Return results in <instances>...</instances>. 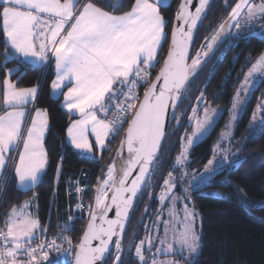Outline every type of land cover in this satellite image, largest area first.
I'll use <instances>...</instances> for the list:
<instances>
[{
  "label": "snow or ice",
  "instance_id": "obj_1",
  "mask_svg": "<svg viewBox=\"0 0 264 264\" xmlns=\"http://www.w3.org/2000/svg\"><path fill=\"white\" fill-rule=\"evenodd\" d=\"M208 2L198 0L193 10L194 0H181L176 13L179 23L174 26L168 55L155 81L145 88L141 100L136 89L148 84L150 69L165 39L166 21L160 8L166 4V0H133L129 10L120 14H116V11L123 7V0L108 4L112 11L98 6L93 0H84L83 3L80 0H0V31L6 44L24 58L32 57L37 61H47L50 51L56 69V79L51 84L54 91L60 90L65 81L72 82V87L63 95L64 107L69 112L75 110L81 116L67 129L75 149L92 153L95 146L102 155L107 139L118 136L123 125H128L121 147L117 150L120 159H114L107 166L103 179L98 178L94 205H89L90 220L80 242L73 245L71 239L65 238L69 250L75 248L74 264H109L106 254H110L109 245L113 243V237L122 235L134 198L143 195L149 173L159 166L157 153L165 135L168 110L176 107L179 95L187 90V82L200 63L197 58L188 65V52L193 30ZM245 8L249 20L257 14L264 17V0L260 4L239 0L232 8V19L240 16ZM199 55L197 53V57ZM262 66L264 55L252 70ZM161 82L162 86L158 87ZM4 86L5 111L0 114V172L12 159L9 155L11 151L22 144V150L17 153L18 159L12 167L20 187L31 189L39 182L48 163L43 147L48 128L46 110H36L37 118H33L30 125L25 127L24 117L27 113L24 106L34 102L38 88L17 89L8 80L4 81ZM210 112L217 116L221 114L217 110L205 109V119L198 122L197 131L208 123ZM109 113L112 118H108ZM130 113L132 118L129 120L127 117ZM89 135L95 137L94 144L89 140ZM192 143L193 140L189 138L176 158L177 165L186 159ZM125 147L128 153L126 158L122 156ZM208 163L212 164L213 161ZM168 176L164 180L165 191L159 197L161 203L169 198L174 201L179 199L171 195L175 181L171 172ZM75 190L77 193L83 191L80 187ZM76 207L80 209L83 205L77 204ZM113 208L115 219H108ZM183 211L184 219L179 231L174 232V243L179 244L181 253L183 250L195 253L199 241L195 228L196 213L189 210L187 205ZM176 214L174 207L170 209V217L174 218ZM74 223L75 218L70 216L64 230H70ZM164 223L167 225L168 221ZM38 224V220L21 216L16 208L12 209L6 221L7 230H0V239L5 244L0 251V264H25L23 259H17L18 256H26L27 264H35L37 253H42L40 264H43L48 260V248L59 250L62 247L55 240L45 241L36 247H25L35 239L33 232ZM94 241H98V244L94 245ZM114 243L117 253L115 264H124L120 255V239ZM145 243L150 250L151 238L141 240L135 249L142 264H147L142 254ZM167 251H175L173 243L168 244ZM152 264H157V261L153 259ZM168 264L179 262L169 261Z\"/></svg>",
  "mask_w": 264,
  "mask_h": 264
},
{
  "label": "trees",
  "instance_id": "obj_2",
  "mask_svg": "<svg viewBox=\"0 0 264 264\" xmlns=\"http://www.w3.org/2000/svg\"><path fill=\"white\" fill-rule=\"evenodd\" d=\"M237 1H210L195 31L189 61L206 46ZM93 2L112 11L108 4H115L117 0ZM132 2L133 0H123V7L116 11V14L128 11ZM178 2L179 0H171L169 4L160 8L161 15L166 21L165 39L158 50L156 62L150 69L151 78L148 84L164 59ZM261 54H264L263 39L252 35L243 38L230 36L187 84V90L183 91L178 101L158 152L159 166L151 171L143 195L138 196L127 228L120 239L124 264H142L135 249L141 240H145L149 222L158 211L161 185L167 174L174 171V160L181 150L182 131L190 128L189 117L194 112L199 115L207 107L224 109L222 120L190 147L187 166L196 168L205 164L211 157L213 143L223 128L232 95L245 71ZM51 63L50 60L48 68L44 71L43 66L21 60L10 50L0 31V102L3 79L9 69L15 68L9 75L15 87L19 89L38 87L33 107L46 110L48 121V130L43 141L48 163L37 185L26 190L17 188L11 169L12 159L3 170L0 177V227L6 225L12 208L35 196L39 234H65L73 245H76L90 220L89 205H94L98 178L103 179L128 125H123L118 136H110L107 139V146L102 155L95 147L92 156L75 151L66 141L67 127L75 116L61 107V96L53 97L50 93V85L54 78ZM148 84L136 89L140 97ZM257 92V89L252 92L246 112L236 127L235 136H241L247 127L251 111L257 103ZM127 118L130 120L132 114L130 113ZM178 118L179 123L175 126ZM9 155L13 156L12 153ZM238 155L237 163L214 171L217 175H214L212 180L185 193L188 203L198 208L200 212V247L190 264H264V125L244 140ZM81 173L84 174L83 180H79ZM76 183L85 186L79 194L80 200L85 204V211L74 209L77 199L76 194L71 191ZM174 190L178 192L181 190L177 179ZM146 206L148 208L144 210ZM70 216L75 218V223L70 230L65 231L61 221ZM35 240L36 238L32 241ZM114 249L115 245L108 255L109 264H114ZM143 252L148 254L150 250L146 251L143 246ZM73 253L74 247L72 256ZM71 260L65 264H71ZM53 262L61 264L60 257L50 255L43 264ZM35 264H40L39 258Z\"/></svg>",
  "mask_w": 264,
  "mask_h": 264
},
{
  "label": "rangeland",
  "instance_id": "obj_3",
  "mask_svg": "<svg viewBox=\"0 0 264 264\" xmlns=\"http://www.w3.org/2000/svg\"><path fill=\"white\" fill-rule=\"evenodd\" d=\"M245 15V14H244ZM244 15L240 19L239 23L233 29L232 35L240 32L239 26L241 21H243ZM207 46V45H206ZM206 46L200 52V55L206 50ZM264 54L258 56L249 68L243 74L238 88L232 95L231 103L227 109V117L223 123V128L219 131L214 143H213V151L212 155L209 160L196 168H189L187 166L188 160V152L190 147H188V151L186 154V159L183 160V163L177 165L176 158L181 154L183 148L188 143V139L191 138L193 143L201 139L208 131H211L213 127L222 120V115L224 109L221 107L211 108L207 107L206 109L209 110H217L221 114L219 116L215 115V113L210 112L209 114V121L207 124L204 125L200 131H197L198 122L203 121L205 119V110L197 115L195 112L189 117L188 123L190 124V128L188 130L182 131V136L180 138V146L181 150L179 154L176 156L173 164V172L172 177L178 180L180 185V192L173 191L171 194L172 196L178 197L175 201L169 198L166 204L157 211L154 215V223H153V230L151 235L152 245L150 248V253L146 254L142 250V254L147 261V264H152L153 259L157 261V264H168L169 261H178L179 264H190L194 261L195 256L198 254L199 247H200V212L198 208L194 207L192 204L188 203V200L185 199V193L190 191L191 189L200 186L210 180L211 175L216 170H221L224 166L227 168L230 167L233 163L238 162L239 157V148L240 145L244 142V140L252 133L255 132L257 128L264 125V66L258 67L257 70L253 71V65L256 64L257 60ZM257 89L258 92V99L257 103L254 106L253 110L251 111L247 127H245L244 131L242 132L241 136H235V130L238 125V122L244 116L246 112L247 103L249 98L251 97L252 92ZM237 93L239 95L237 96ZM234 98L236 100V107L233 108V101ZM31 112L26 120V124L28 120H30ZM235 117V118H233ZM180 120V119H179ZM26 127V125H25ZM227 134V135H225ZM192 143V144H193ZM20 147H17L15 151L12 153V161L11 167L15 162L17 153L20 150ZM213 161L212 164H209V161ZM169 174V173H168ZM165 177L164 180L168 179L169 176ZM166 186L164 185V181L161 185V191L158 195L159 197L164 193ZM69 193L71 194L70 190ZM160 204V200H159ZM187 205L189 210H194L196 213L195 218V228L196 233L199 236L198 241V248L195 253H190L187 250H183L181 253L180 246L178 243H174V232H178L181 227V222L184 219V208ZM77 204L74 205V209H77ZM175 208L176 216L170 217L169 211L172 208ZM29 209L28 204L25 206L23 212H27ZM158 209V208H157ZM21 214L22 212L17 211ZM30 217V216H29ZM20 217H17L19 219ZM30 219H33L30 217ZM9 220V218H8ZM69 218L64 220L61 225L64 226L68 223ZM165 221H168V224L165 225ZM7 230V229H6ZM167 232V235L165 233ZM164 241L162 244L161 241ZM169 243H173V247L175 249L174 252L167 251V247ZM140 244V243H139ZM138 244V245H139ZM122 248V247H121ZM160 249V251H157ZM114 255L116 256V248L114 249ZM138 258V257H137Z\"/></svg>",
  "mask_w": 264,
  "mask_h": 264
},
{
  "label": "crops",
  "instance_id": "obj_4",
  "mask_svg": "<svg viewBox=\"0 0 264 264\" xmlns=\"http://www.w3.org/2000/svg\"><path fill=\"white\" fill-rule=\"evenodd\" d=\"M170 1H171V0H166V4H165V5L169 4ZM61 2H63V0H61ZM83 2H84V0H81V1H80V3H83ZM165 5H164V6H165ZM77 7H79V5H77ZM4 38H5V37H4ZM37 44H38V42H37ZM8 46H9V45H8ZM9 48H10V46H9ZM10 50H11V51H12L17 57H19L21 60H23V61H25V62H28V63H31V64H33V65L44 66L45 63L47 62V61H37L35 58H32V57L26 59V58H24L23 56H21V55H19L18 53H16L13 49L10 48ZM48 57H49L48 59H50L51 62H52L51 64H52V68H53V71H54V78H53V80H55V79H56L55 60H54V58L52 57V54H51L50 51H49V53H48ZM10 70H11V71H10ZM14 71H15V68H11V69H9V70H8V74H7V76H5V78L3 79V82H2V100H1V102H0V114H3V112L5 111V106H4V104H3V94H4V91H5L4 81H5V80H8V81H10V82L14 85V81L9 77V75H10L11 73H13ZM51 84H52V82H51ZM32 87H37V86H32ZM32 87H26V88H32ZM69 87H72V82H70V81H65V82H64V85L61 87V89H60V90H56V91H54V90L52 89L51 85H50V93H51V95H52L53 97H59V96H61V97H62V98H61V107H62L65 111H67L69 114L75 116V118L69 123L68 127L70 126V124H71L74 120H79V119H81V116H80V114H79L78 112H76L75 110L69 112L68 109H67L66 107H64V105H65V99H64V95H63V93H66ZM37 88H38V87H37ZM17 89H19V88H17ZM20 89H21V88H20ZM36 95H37V94H36ZM24 110H25L26 113H27V115L24 117V122H25V125H26V127H27V126L30 125L31 120H32L33 118H37V117H36V110H44V109H42V108H34V107H33V102H30V103H28L27 105L24 106ZM30 112H31V117H30V120H28V123L26 124V120H27V118H28ZM46 115H47V113H46ZM98 115H101V116H102V114H100V113H98ZM68 127H67V129H68ZM47 130H48V128H47ZM47 130H46V132H45V136H46ZM45 136H44V138H45ZM89 140H90L91 142H93V144H94V142H95V137L92 136V135H89ZM43 141H44V139H43ZM66 141H67V143H68V144H69V145H70L75 151H77V152H79V153H81V154H85V155L92 156L93 153H94V149H93V152H92V153L82 152V151H80V150H78V149H75L74 146H73V145L71 144V142H70V139H69V137H68L67 130H66ZM43 147H44V146H43ZM94 147H95V146H94ZM15 149H16V148H14V149L11 151V153H13V152L15 151ZM21 150H22V144H21V147H20V150H19V151H21ZM96 150L99 151L98 149H96ZM11 153H10V154H11ZM17 159H18V156H16L15 161H16ZM11 169H12L13 176H14V178H15V180H16V186H17V188L20 189V190H26V189H28V188H21V187H20V185H19V181H18V178L16 177V174H15V171H14V168L11 167ZM2 173H3V171L0 172V177H1ZM42 175H43V173L41 174V176H42ZM57 175H58V170H57ZM40 178H41V177H40ZM27 204H28V206H29V209H28L27 212H23V210H24V208H25V206H26ZM14 208H16L17 211L22 212V216H27L29 219H30V217H31V218L37 220V217H36V214H35V208H36V198H35V196H32V197L26 199L22 204H20V205H18V206H15ZM12 209H13V208H12ZM11 214H12V210L10 211L9 217L11 216ZM29 216H30V217H29ZM9 217H8V218H9ZM7 221H8V220H7ZM63 221H64V220H62L61 223H62ZM5 226H6V225H5ZM33 235H34L35 238L38 237V235H39V224H38V227H37L36 229H34ZM33 240H34V239H33ZM53 264H56V263L53 262Z\"/></svg>",
  "mask_w": 264,
  "mask_h": 264
},
{
  "label": "water",
  "instance_id": "obj_5",
  "mask_svg": "<svg viewBox=\"0 0 264 264\" xmlns=\"http://www.w3.org/2000/svg\"><path fill=\"white\" fill-rule=\"evenodd\" d=\"M210 1H211V0H209L208 4L210 3ZM250 1H251V0H250ZM238 2H239V0H238L236 3H238ZM180 4H181V0H179L178 4H177V6H176L175 12H174V16H173V20H172V24H171V29H170V35H169L168 46H167V49H166V53H165L164 59L167 57V55H168V51H169V48H170V46H171L172 32H173V30H174V26L177 25V24L179 23V22L177 21V19H176V13H177V11H178V9H179ZM196 4H198V0H194V3H193V5H192L193 10H194V7L196 6ZM208 4H207V5H208ZM207 5L205 6V9H206ZM235 5H236V4H235ZM235 5H234V7H235ZM244 10H245V9H244ZM244 10H243V11H244ZM204 11H205V10H204ZM243 11L241 12V14L243 13ZM202 14H203V13H202ZM241 14H240V16H241ZM240 16H238L236 19H232V10H231V12H230V14L228 15V17H227V18H226V19L220 24V26L218 27L216 33H215L212 37H214V36L218 33L219 29L221 28V25H223V33H222V36H221L220 40H219L218 43L216 44V47H215L213 53H214L215 50H216V49L222 44V42L227 38V36L230 34V32H231L232 29L234 28V26H235V24L237 23V21H238V19H239ZM201 17H202V16H201ZM199 22H200V21H198L197 26H198ZM196 29H197V27L193 30V37H194V34H195ZM178 35H179V34H178ZM212 37H211V38H212ZM211 38H210V39H211ZM210 39H209V40H210ZM209 40H208V42H209ZM192 41H193V39H192ZM192 41H191V43H190L189 52H188V60H187V64H188V65H190V63L192 62V60L195 59V58L197 57V54H195L194 57L192 58V60L189 61L190 53H191V47H192ZM208 42H207V43H208ZM206 45H207V44H206ZM201 51H202V50H201ZM201 51H199L198 53L200 54ZM213 53H212V54H213ZM212 54H211V55H212ZM209 58H210V57H209ZM209 58H208V59H209ZM164 59H163L161 65L159 66L158 70L156 71L155 75L153 76L152 80H151L150 83L148 84V86H149L151 83H153V82L155 81V78H156L157 74L159 73L160 68L163 66ZM208 59H207V60H208ZM207 60H206V61H207ZM206 61H205V62H206ZM205 62H203V63L197 68V70H198V69H199V68H200ZM197 70H196V72H197ZM196 72H195V73H196ZM193 76H194V75H193ZM193 76H191V78L189 79V81L192 79ZM188 83H189V82H187V84H188ZM148 86H147V87H148ZM159 86H162V82H161L160 85H158V87H159ZM143 93H144V92H143ZM182 94H183V91H182ZM182 94L179 95V97H178V99H177V102H176V106H177L178 101H179L180 97L182 96ZM140 99H141V100L143 99V94H142V96L140 97ZM175 108H176V107H175ZM175 108H174V109H173V108H169V110H168V114H167V118H166V122H165V128H164L165 135H166V132H167V129H168L169 123H170V121H171V119H172V115H173V113H174ZM178 123H179V118L176 120V122H175V126H177ZM165 135H164L163 138H162V141H161V144H160V146H159L158 152H159V150H160V148H161V145H162V143H163V140H164ZM120 147H121V143H120V145L118 146L117 150H118ZM117 150H116V152H115V155H114V157H113V160H114L115 157H116ZM157 155H158V153H157ZM113 160H112V161H113ZM150 173H151V172H150ZM150 173H149V175H150ZM134 175H135V172L133 173V176H134ZM149 175H148V178H149ZM130 179H131V178H130ZM147 180H148V179H147ZM143 189H144V187H143ZM174 189H175V188H174ZM174 189H173V191H174ZM137 198H138V197L134 198V200H133V205H132V207L129 209V216H128V219L125 221V227H124V230H123L122 235L119 236V237H113V243H111V244L109 245L110 252H111V249L113 248V246L115 245L114 241H115L116 239H121V238H122V236H123V234H124V232H125V230H126V228H127V225H128V222H129V218H130V215H131L132 209H133V207H134V204H135ZM166 202H167V201H166ZM166 202H165V203H161V202H160V205H159V207H158V210H160V209L166 204ZM147 208H148V207L146 206V207L144 208V210H147ZM108 219H115V209H114V208L112 209V211L109 212V214H108ZM154 219H155V216H152V218H151V220H150V222H149V226H148V230H147V233H146V237H145V239H146V238H151L152 230H153ZM104 226L106 227L107 225L105 224ZM85 229H86V228H85ZM83 232H84V231H83ZM82 235H83V233L81 234V236H80V238H79L77 244L80 242V239H81ZM93 244H94V245H95V244H98V241H94ZM144 246H145V250L148 251V250H149V246H148V244L145 243ZM74 252H75V249H74ZM121 252H122V250H121ZM106 255H109V254H106ZM120 255H121V253H120ZM66 261H67V260H66L64 257H61V258H60V262H61V264H65ZM71 264H74V253H73V256H72ZM114 264H115V260H114Z\"/></svg>",
  "mask_w": 264,
  "mask_h": 264
},
{
  "label": "built area",
  "instance_id": "obj_6",
  "mask_svg": "<svg viewBox=\"0 0 264 264\" xmlns=\"http://www.w3.org/2000/svg\"><path fill=\"white\" fill-rule=\"evenodd\" d=\"M49 62H50V59H48L47 62L45 63V65L43 66L44 71L48 68ZM113 103H115V101ZM108 118H112L111 113H109ZM7 178H8V176H7ZM7 178H6V181H7ZM83 178H84V174L81 173L79 180H83ZM77 187L84 189L85 186L80 184V183H76L74 188L71 191V192H74L76 194L77 204L83 205V207L78 209V211H83V210L85 211V204L80 200V196H79V194L81 192L77 193L75 190ZM3 189H4V187H3ZM3 189H2V191H3ZM0 230L6 231V226L0 227ZM65 238H67V236L65 234L57 233V234L47 235V234L43 233V234H39L35 241H32L30 244H26L25 247H36L37 245L42 244L45 241L51 242V241L55 240L56 244L62 245V247L59 250H57L55 248H48L47 249L48 256L54 255L55 257H58V258L64 257L67 261H69L72 258L73 248L71 250H69V245L65 242ZM4 247H5V244H4L3 240L0 239V251H2ZM37 257L40 259L42 257V253H37ZM17 259L18 260L23 259L25 261V264H27L28 257L18 256Z\"/></svg>",
  "mask_w": 264,
  "mask_h": 264
},
{
  "label": "flooded vegetation",
  "instance_id": "obj_7",
  "mask_svg": "<svg viewBox=\"0 0 264 264\" xmlns=\"http://www.w3.org/2000/svg\"><path fill=\"white\" fill-rule=\"evenodd\" d=\"M261 2H262V0H251L250 1V3H252V4H260ZM243 15H244L243 21H241V24L239 26L240 32L232 35L233 29L239 23V21ZM235 26L232 29V31L230 32V34L227 36V38H229L230 36L236 37V38H243L245 36L252 35V36H257V37L264 40V17H261L259 14H257V16L255 18L249 20L247 17V8H245V10L243 11L241 16L239 17ZM214 175H217V173H213L210 177V180L213 179Z\"/></svg>",
  "mask_w": 264,
  "mask_h": 264
},
{
  "label": "bare ground",
  "instance_id": "obj_8",
  "mask_svg": "<svg viewBox=\"0 0 264 264\" xmlns=\"http://www.w3.org/2000/svg\"><path fill=\"white\" fill-rule=\"evenodd\" d=\"M222 33H223V27H221L219 29L218 33L209 40V42L207 43V46H206V50L201 55H199V57L195 58V59L198 58L199 61H200V63L197 66V68L211 56V54L213 53V51H214V49L216 47V44L218 43V41L220 40V38L222 36ZM209 45H211V46H209ZM191 63H190V65H191ZM122 156L125 157V158L128 156L126 147L123 149ZM115 159L119 160L120 157H118L117 154H116ZM111 195H112V193L110 191L109 192V196H111Z\"/></svg>",
  "mask_w": 264,
  "mask_h": 264
}]
</instances>
